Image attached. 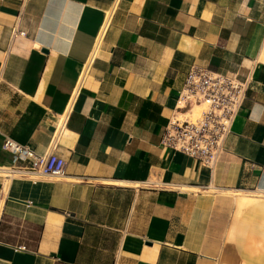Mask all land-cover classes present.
Instances as JSON below:
<instances>
[{
  "label": "crops",
  "instance_id": "crops-1",
  "mask_svg": "<svg viewBox=\"0 0 264 264\" xmlns=\"http://www.w3.org/2000/svg\"><path fill=\"white\" fill-rule=\"evenodd\" d=\"M193 66L248 84L214 168L162 144ZM0 264H264V0H0Z\"/></svg>",
  "mask_w": 264,
  "mask_h": 264
},
{
  "label": "built area",
  "instance_id": "built-area-1",
  "mask_svg": "<svg viewBox=\"0 0 264 264\" xmlns=\"http://www.w3.org/2000/svg\"><path fill=\"white\" fill-rule=\"evenodd\" d=\"M247 90V82L235 74L193 66L179 93L177 111L164 128L162 144L214 168L225 151ZM198 106L201 108L196 112ZM57 146L53 141L48 152L39 154L31 146L6 137L2 149L13 154L14 163H24L8 169L11 173L36 181L42 176L65 175L66 160L57 153Z\"/></svg>",
  "mask_w": 264,
  "mask_h": 264
},
{
  "label": "bare ground",
  "instance_id": "bare-ground-1",
  "mask_svg": "<svg viewBox=\"0 0 264 264\" xmlns=\"http://www.w3.org/2000/svg\"><path fill=\"white\" fill-rule=\"evenodd\" d=\"M199 108H201V107H196V109H199ZM69 110H71V109H69ZM64 121H65V116H62L61 118H60V120H59V124H58V132L62 129V127H63V124H64ZM8 173H11L9 170H6ZM9 184V183H8ZM237 194H239V193H237Z\"/></svg>",
  "mask_w": 264,
  "mask_h": 264
},
{
  "label": "rangeland",
  "instance_id": "rangeland-1",
  "mask_svg": "<svg viewBox=\"0 0 264 264\" xmlns=\"http://www.w3.org/2000/svg\"><path fill=\"white\" fill-rule=\"evenodd\" d=\"M200 110V108L199 109H196V112H198ZM1 174H4L3 172H1ZM5 175V174H4ZM14 177H21V176H19V175H15Z\"/></svg>",
  "mask_w": 264,
  "mask_h": 264
},
{
  "label": "water",
  "instance_id": "water-1",
  "mask_svg": "<svg viewBox=\"0 0 264 264\" xmlns=\"http://www.w3.org/2000/svg\"><path fill=\"white\" fill-rule=\"evenodd\" d=\"M37 48L39 47L38 45L36 46ZM43 52H48V50L46 48H42Z\"/></svg>",
  "mask_w": 264,
  "mask_h": 264
}]
</instances>
